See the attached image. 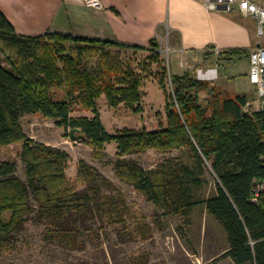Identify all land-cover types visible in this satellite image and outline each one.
<instances>
[{"label":"trees","instance_id":"obj_1","mask_svg":"<svg viewBox=\"0 0 264 264\" xmlns=\"http://www.w3.org/2000/svg\"><path fill=\"white\" fill-rule=\"evenodd\" d=\"M120 48L150 54L137 62V70ZM87 49L99 51L95 64L87 59ZM159 49L155 40L146 47L54 31L21 35L0 10V50L9 64L0 63V148L19 142L25 167L22 180L14 160L0 161V263L17 249L29 221L42 226L50 244L80 251L87 247L93 221L104 217L113 226L125 225L131 211L121 191L89 162L80 160L76 181L67 179L68 153L32 140L22 127L23 116L41 113L65 128L79 129L97 154L105 142L116 141L118 178L160 207L185 216L200 201L193 189L204 182L201 174L209 162L216 192L201 202L225 231L222 255L235 264H264V193L258 202L250 198L253 178L264 175V111H246L245 95L225 97L211 81L169 74ZM149 76L164 94L165 126L107 132L97 99L104 95L110 106L124 103L137 111L142 82ZM202 91L210 92L205 104ZM76 103L94 116H71ZM147 148H186L195 164L164 162L146 170L129 156ZM131 263L138 264L137 257ZM68 264L92 263L77 256Z\"/></svg>","mask_w":264,"mask_h":264},{"label":"rangeland","instance_id":"obj_2","mask_svg":"<svg viewBox=\"0 0 264 264\" xmlns=\"http://www.w3.org/2000/svg\"><path fill=\"white\" fill-rule=\"evenodd\" d=\"M163 48L161 56L164 64L171 71L175 61L171 53H167L166 47L163 46ZM110 49L116 50L113 47ZM120 52L123 58L133 59L132 65L137 70H140L137 62L147 60L146 57L150 54L149 51L132 48H120ZM98 54L99 51L96 49L85 53L92 64L98 61ZM0 63L9 67L4 57L0 59ZM246 66L247 61L242 59L217 67L220 77L214 81V85L223 96H233L235 91L245 88L239 81L245 77L243 72ZM151 67L155 69L154 64ZM190 74L199 78L196 72ZM167 83L170 87L169 78ZM141 91L140 109L137 111L124 103L110 106L104 95L97 99L100 120L107 132L115 134L123 128L156 130L165 126V99L157 80L153 76L144 79ZM199 96L200 101L205 104L210 92L202 91ZM71 116L92 118L94 112L76 103L72 107ZM21 124L32 140L58 147L68 153L66 177L70 182L76 181L78 163L80 160H85L112 181L124 195L131 211L126 216L125 225L113 226L107 223L106 218L100 219L97 216L99 220L92 222L94 228L87 237V247L80 251L50 244L43 237L42 226L29 221L19 238L17 249L0 264H68L77 256L88 259L92 264H132L134 257H137L138 264H205L208 262L232 264L229 257L222 255L227 246L225 231L220 223L206 212L205 205L201 202L216 192L217 178L209 162H205L204 171L201 174L204 182L200 187L193 189L194 198L200 201L185 216L180 212L160 207L131 184L118 178L114 171L118 151L116 141L105 142L103 151L97 154L87 137L80 140L78 138L80 132L74 130L73 135L76 139H72L70 129L65 128L52 117L41 113L26 114L22 117ZM20 149L19 142L1 147L0 161L14 160L16 174L25 180L24 163L19 158ZM129 157L146 170L155 169L164 162L184 163L191 167L195 164L193 156L186 148H175L170 151L147 148ZM4 216L8 218L9 214L5 213Z\"/></svg>","mask_w":264,"mask_h":264},{"label":"crops","instance_id":"obj_3","mask_svg":"<svg viewBox=\"0 0 264 264\" xmlns=\"http://www.w3.org/2000/svg\"><path fill=\"white\" fill-rule=\"evenodd\" d=\"M239 1L226 10L211 9L204 0H101L100 8L81 0H0V10L21 35L54 31L146 47L155 40L175 61L169 74L206 71L213 84L220 77L217 67L245 59V77L239 81L245 88L233 96L245 95L247 103L258 97L249 79V54L264 45V35ZM250 1L264 6V0Z\"/></svg>","mask_w":264,"mask_h":264},{"label":"built area","instance_id":"obj_4","mask_svg":"<svg viewBox=\"0 0 264 264\" xmlns=\"http://www.w3.org/2000/svg\"><path fill=\"white\" fill-rule=\"evenodd\" d=\"M87 7H102L101 0H81ZM237 0H204L211 9L225 6L226 10H232ZM238 6L244 13H250L257 19V31L259 35H264V6L258 5L250 0H240ZM250 67L249 79L256 86L257 99L247 102L245 110L249 112L264 111V45H259L252 49L249 54ZM199 78L210 79V73L198 72ZM264 193V175L255 177L252 180L250 198L253 202H258L261 194Z\"/></svg>","mask_w":264,"mask_h":264},{"label":"water","instance_id":"obj_5","mask_svg":"<svg viewBox=\"0 0 264 264\" xmlns=\"http://www.w3.org/2000/svg\"><path fill=\"white\" fill-rule=\"evenodd\" d=\"M220 8L225 9V6H222V7H220ZM74 130H75V129H71V130H70V136H71L72 139H76L75 136L73 135ZM76 130L79 131V129H76ZM84 137H85V134H84L83 132H80L79 135H78V138L81 140V139H83Z\"/></svg>","mask_w":264,"mask_h":264}]
</instances>
